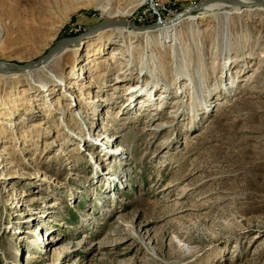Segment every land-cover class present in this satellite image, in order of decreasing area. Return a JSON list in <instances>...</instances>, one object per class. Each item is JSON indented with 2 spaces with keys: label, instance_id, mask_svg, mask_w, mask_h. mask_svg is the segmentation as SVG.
I'll use <instances>...</instances> for the list:
<instances>
[{
  "label": "rangeland",
  "instance_id": "rangeland-1",
  "mask_svg": "<svg viewBox=\"0 0 264 264\" xmlns=\"http://www.w3.org/2000/svg\"><path fill=\"white\" fill-rule=\"evenodd\" d=\"M199 1L0 0V60ZM239 7L0 73V264H264V16ZM116 232L137 239L101 255ZM63 247L77 250L57 261Z\"/></svg>",
  "mask_w": 264,
  "mask_h": 264
},
{
  "label": "bare ground",
  "instance_id": "bare-ground-1",
  "mask_svg": "<svg viewBox=\"0 0 264 264\" xmlns=\"http://www.w3.org/2000/svg\"><path fill=\"white\" fill-rule=\"evenodd\" d=\"M198 4H200V5L198 6ZM250 4H255V5L249 6ZM228 5H232V6H235V7H238V8H240L239 6H241V8L244 7L247 11L254 12L256 14L260 13V14H263V16H264V7H263L264 6V0H200L198 3L188 6V7H191V8L193 7V9H191L190 11L184 12V9L182 11H180V12L183 13V15H181L180 17L175 18V15H174L173 17L167 18L165 20H159V21H156L154 23H150V24H146V25L145 24L144 25H136L135 23H132V22L128 21V16L130 15L131 10L133 9V8H131L129 10H124V11L118 13V14H112V13L108 14L109 18L102 19L99 22L102 23V22H108L109 21L110 24L106 25L102 29H99V30H97L96 32H94L92 34L84 35L82 38L85 37V39H83L82 42H80V43L82 45H85L86 42L90 38H92L94 36H97V39H99L100 42H98L99 44L96 46L95 51L91 54V56H94L95 54H97V52L101 51V49L103 48L102 46H103V42L104 41L112 42L113 39L118 38V37H121V38L130 37V36H132L133 33L149 32L147 30L156 29V28H159V29H170V28L174 27L177 24L175 22L179 21L180 19H182L184 17H187V16L190 15L189 18L191 20L195 21L196 19H198L200 17H204L205 15H209L210 13H213V12H215L216 15H217L218 11L222 10L223 8H225ZM261 5H263V6H261ZM244 8H242V9H244ZM105 10H106V8H105ZM180 12H178V13H180ZM169 19H172V21L169 22L168 21ZM166 21H168V22H166ZM134 26H136L137 28H135ZM139 27H142V28L138 29ZM90 35H93V36H90ZM81 39H79V40H81ZM60 40H62V39H60ZM60 40H58L54 45H56ZM79 40H77V41H79ZM75 42L76 41L66 45V47L63 50H61L60 52L50 56L44 62H42V63H40L38 65L32 66V67L29 66V67H26V68H22L21 66H23L25 64H28V63H33L37 59L34 60V61L23 63V64L6 61L7 64L1 65L0 73L20 74L21 72L25 73V72L36 70L38 68L39 69L40 68L41 69L42 68L45 69V67L47 65L49 67H54V64L57 62L56 59L59 60V56H61L63 54H66V55L70 54L69 49H71V47H69V46H71ZM51 48L47 52H49L51 50ZM76 51L78 52L79 49L77 48ZM113 53L114 54L111 55V57L109 58V62H111V63L116 61V58L118 57V55L121 52L120 51H113ZM3 61H5V60H3ZM109 62L106 61L105 64H108ZM12 63L16 64V66H11ZM72 64H73V68H76L77 65H78L75 60H74V62H72ZM46 69H47V67H46ZM12 72H14V73H12ZM6 74H2V75H6ZM64 79L65 78L63 76H57V75L54 76V81L57 83V85L58 84L59 85H65V84H62L64 82ZM120 81H125V79L118 80V82H120ZM69 87H72V84ZM137 87H138L137 85H134L133 86V91ZM43 91H45V90H43ZM135 92H137V94H135V95H138L137 97H139V98H142L144 95H148V94L151 96V94H152L151 90H145L143 87H140ZM165 93L166 92H162L160 94L164 95ZM130 96H134V94L132 93ZM164 96H166V94ZM137 97L135 96L133 101H131V102H135ZM93 101H97V99H95ZM75 104L77 105V103H75ZM83 112H85V111H83ZM57 113H59V112L57 111ZM79 114H81V111H80ZM150 114H152V111H150ZM85 116H89V114L87 113ZM105 149H110V147L106 146ZM113 151H116V153L112 155L113 157H120V156L122 157L125 154V150L122 149V148H120V149L116 148ZM110 157H111V155H110ZM121 159H123V158H121ZM95 162H97V161H95ZM15 172H20V170L17 169V170H15ZM30 175H33V174H30ZM42 176H44V174L36 176L37 180H42L43 179ZM116 177H117V175H114L113 178L115 179ZM27 179H29V178H27ZM45 179H46V174H45ZM109 179H112V177H110ZM114 179H113V181H115ZM112 182L109 180V183H112ZM24 195H28V194H24ZM43 217H44V215H43ZM116 233H118V235L120 234L118 238H109L107 240V242H100L99 243V247L97 248V251L100 250L101 251V255L108 256V255L114 253V251H110V250L108 251L107 250V247L110 248L109 246H112L113 245L112 243H114V241H117L119 239H121V241H129L130 239H137V236H135L133 234H131L130 236L124 237L122 235H124L125 233L124 234H122L121 232H116ZM50 242H52V241H50ZM107 243H110V244H107ZM81 247H82V245H81ZM91 249L95 250L94 247H92ZM74 250H77V249L75 248L73 250H69V249L63 247V248H60L59 252H57V249H55L54 250V255L56 256L55 259L58 261L60 258H62L63 254H65V256H66L68 253H70V252H72ZM13 253L17 254V252H13Z\"/></svg>",
  "mask_w": 264,
  "mask_h": 264
},
{
  "label": "water",
  "instance_id": "water-1",
  "mask_svg": "<svg viewBox=\"0 0 264 264\" xmlns=\"http://www.w3.org/2000/svg\"><path fill=\"white\" fill-rule=\"evenodd\" d=\"M200 4H198L199 6ZM191 9H193V7H187L186 9H184V12H188L190 11ZM181 15H183L182 12L178 13L175 15V18L177 17H180ZM169 22L172 21V19H169L168 20ZM166 21V22H168ZM110 24V22H98L97 24H94V25H91L87 31H85V33H82L80 35H77V36H73V37H69V38H62V40H60L56 45H54L51 50L49 52H47L45 55H43L42 57H40L39 59H37L36 61H34L33 63H28V64H25L23 66H21L22 68H26V67H29V66H35V65H38L42 62H44L45 60H47L50 56L60 52L61 50H63L66 45L74 42V41H77L79 39H81L84 35L86 34H92L94 32H96L97 30L99 29H102L103 27H105L106 25ZM135 28H137L136 26H134ZM142 27H139L138 29H141ZM4 64H7L6 61H1L0 60V67L1 65H4ZM11 66H16V64L12 63Z\"/></svg>",
  "mask_w": 264,
  "mask_h": 264
}]
</instances>
